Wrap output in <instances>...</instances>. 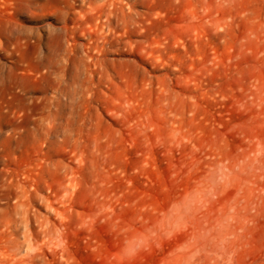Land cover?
<instances>
[{
  "label": "rangeland",
  "instance_id": "1",
  "mask_svg": "<svg viewBox=\"0 0 264 264\" xmlns=\"http://www.w3.org/2000/svg\"><path fill=\"white\" fill-rule=\"evenodd\" d=\"M129 13L125 29L116 15ZM57 77L74 97L62 115L95 120L80 123L76 156L55 145L39 168L33 120L52 113L54 95L67 101ZM255 91L264 96V0H0V159L31 157L22 168L48 198L27 206L0 172V264H164L190 237H165L188 176L171 120L193 117L196 149L235 145ZM256 131L264 140V124ZM262 226L242 263L264 259ZM132 232L144 247L128 249Z\"/></svg>",
  "mask_w": 264,
  "mask_h": 264
},
{
  "label": "bare ground",
  "instance_id": "2",
  "mask_svg": "<svg viewBox=\"0 0 264 264\" xmlns=\"http://www.w3.org/2000/svg\"><path fill=\"white\" fill-rule=\"evenodd\" d=\"M122 1L110 0V3L114 6L115 3ZM118 9L123 12L122 7L119 6ZM113 13L109 11V15L113 16ZM116 16L125 29L127 25L135 23L132 13L128 14L127 21ZM47 59L48 62L42 64V69L44 73L51 74L55 60L51 57ZM62 83L63 78L57 77L54 85L59 92L66 93L67 103H62L58 99L60 97L54 98L56 97L54 95L51 98L52 113L33 120L41 123L35 128L41 133L34 137L33 153V156H40L42 163L38 165L39 168L49 164L46 161L54 156L51 148L55 145L59 146L56 152L53 151L57 153L56 155L59 156L66 149L65 145H68L72 147L69 152L76 156L78 135L84 131L80 123L85 127L86 122L91 125L95 120L92 116L80 118L74 114L62 115V107L68 103L72 104L74 99L70 95V86ZM253 96L252 100L244 105L248 118L244 127H238L241 138L235 145L224 139H214L205 147L196 149L197 143H201L202 140L192 133L193 117L171 118L174 145L180 153V161L188 176L185 187L169 206L165 237L172 239L178 232L186 229L189 230L190 237L185 243L175 246V252L169 255L164 264H244L242 263L244 255L263 231L264 140L258 136L256 130L264 124V96L257 91ZM12 119L13 123L17 124L26 121L22 115L14 116ZM148 127L154 128L152 124ZM12 131L14 133L15 130ZM0 163L3 165L0 172L4 175L2 185L7 189H19L18 193L25 198L27 206L28 202L48 200L40 193L44 190L43 177L37 173L36 179L31 175V171L27 172L22 168L32 164L31 157L22 166L18 161L14 163L10 156H4ZM13 163L15 167H11ZM63 187L67 188L66 185ZM54 209L58 211V208ZM128 232V229H121L122 236ZM132 234V239L127 243L128 249L144 247L139 238H136L135 232ZM258 264H264V259Z\"/></svg>",
  "mask_w": 264,
  "mask_h": 264
}]
</instances>
